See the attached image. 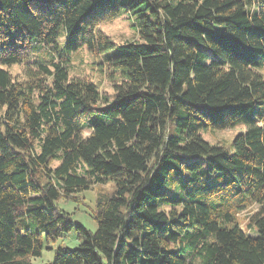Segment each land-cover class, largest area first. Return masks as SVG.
<instances>
[{
  "label": "trees",
  "instance_id": "obj_1",
  "mask_svg": "<svg viewBox=\"0 0 264 264\" xmlns=\"http://www.w3.org/2000/svg\"><path fill=\"white\" fill-rule=\"evenodd\" d=\"M81 47L111 97L69 76ZM108 181L93 231L56 204ZM72 228L40 264H264V0H0V264Z\"/></svg>",
  "mask_w": 264,
  "mask_h": 264
},
{
  "label": "rangeland",
  "instance_id": "obj_2",
  "mask_svg": "<svg viewBox=\"0 0 264 264\" xmlns=\"http://www.w3.org/2000/svg\"><path fill=\"white\" fill-rule=\"evenodd\" d=\"M133 18L128 16L126 12L120 11L113 16H109L104 21L98 22L97 28L105 33L115 44L119 45L126 41L133 40L137 37L134 29ZM64 41L63 35L60 36V43ZM103 63V57H92L85 47H81L72 55L69 63L70 77H84L94 82L101 93H109L112 95L111 82L108 78L107 66H100ZM19 68H14V73ZM238 132V128L226 129L223 131H202V136L211 143H223L228 145ZM113 190L112 182L108 181L104 184H95L90 189L77 194L75 199H59L56 204L58 208L64 210L67 215L88 230H95L96 223L91 217L94 210L97 197L99 195H107ZM256 206L249 207L239 214L241 225L250 231L251 228L246 227L248 217L254 212ZM58 246L74 248L77 246L75 228H72L63 237L55 239L53 242L45 243L40 257L32 259V263L40 264L50 262L54 258L55 250Z\"/></svg>",
  "mask_w": 264,
  "mask_h": 264
}]
</instances>
